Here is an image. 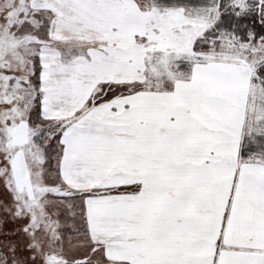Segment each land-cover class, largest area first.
I'll return each instance as SVG.
<instances>
[{"label":"rangeland","instance_id":"374dc122","mask_svg":"<svg viewBox=\"0 0 264 264\" xmlns=\"http://www.w3.org/2000/svg\"><path fill=\"white\" fill-rule=\"evenodd\" d=\"M140 1L136 5L129 1L127 5L128 32L132 35L135 31L138 35L128 43V83L124 88L92 94L75 115L45 118L41 110L40 50L49 39L51 14L58 11L57 23L64 28L73 22L64 12L87 13L89 1L0 0V264H107L102 241L112 229V236L114 230H119V223L118 218L106 221L105 209L123 207L125 200L120 198L121 194L125 197V193L142 187L160 185L165 190H159L163 192L161 199L172 202L171 207H182L201 198L197 205L205 204L210 210L225 205L227 193L215 174L234 173L237 157L241 163L264 160V80L254 74L246 108L230 109L228 96L238 94H226L244 93L243 84L241 89V85L229 82L228 75L232 70H240L237 61L250 62L255 70L264 64V41L251 38L244 41L222 31L217 40H205L201 46L199 40L210 30L209 14H190L183 7L170 10L157 7L161 12L176 11L177 15L164 16L174 20L164 27L166 31L149 22L148 14L155 6L153 0H142V4ZM247 1L234 0V3L243 9ZM72 43L76 49L66 48L64 54L84 52L89 47L85 43ZM199 63H209L205 70L208 75H220L222 71L226 74L209 84L207 93L211 86L216 95L197 99L198 105L193 102L190 113L182 100L173 102L167 98L170 94L182 95V91L208 88ZM195 67L199 68L194 74L195 81L189 83L186 77ZM140 79H144L142 83ZM110 85L112 90L116 86ZM50 87L54 89V85ZM63 89L60 85L57 94L43 101L47 105L50 102L53 110L62 108L63 103L68 111L72 94ZM136 95L144 98L143 122L138 116ZM119 96L123 97L117 100L118 104L108 103L106 110L93 108ZM207 110L212 117L202 116ZM232 121L236 125L231 126ZM69 124L75 125L73 131ZM95 124H103L104 129L95 130ZM78 125L82 129L78 130ZM237 131L241 145L239 149H230L233 154L228 156L229 163L217 165L204 152H198L200 146L221 143L228 138L227 133L235 136ZM63 133L67 144L61 142ZM141 136L145 143L142 166L145 185L134 177L126 179L136 174V169L131 170V164L135 166L131 152L135 139ZM153 139L176 143H171L166 154L163 149L158 153L151 147ZM84 140L91 146L104 140L105 155H110L107 158L111 160L104 159L95 165L96 149L84 148ZM117 142L124 149L128 147V154L120 153ZM77 150L82 154L75 155ZM98 150L102 152L103 148ZM167 162L176 168L175 179L167 178ZM185 163L189 168L186 175ZM161 172L163 177L165 173V179L153 178H158ZM185 181L187 189H183ZM168 186L181 188L169 197ZM145 197L146 203L151 204L152 197Z\"/></svg>","mask_w":264,"mask_h":264},{"label":"crops","instance_id":"0c3cea01","mask_svg":"<svg viewBox=\"0 0 264 264\" xmlns=\"http://www.w3.org/2000/svg\"><path fill=\"white\" fill-rule=\"evenodd\" d=\"M88 1L87 13L64 12L69 20H73L71 24L64 28L57 23L58 11L51 14L49 39L40 50V61L42 63L40 84L43 91L41 110L45 118H65L69 115H75L77 112H81L80 110L86 106L93 92L101 85H126L128 83V54L130 51L128 43L130 39L137 37L138 32L133 31L132 35L128 32L127 5L129 1L136 5L137 0ZM140 2V4L143 3L142 0ZM153 7V12H148L150 14H148V17L150 16L149 22L152 26L155 25L157 29L160 27L166 30L164 27L174 20L164 16L175 15L176 11L161 12V10H158L159 8ZM72 42H77V45L85 43L89 47L84 52L64 54L66 48L76 49ZM140 52L139 71L142 78L144 62L142 50ZM202 63L197 65L202 67L200 71L203 76L205 73L206 78L203 81H205L204 84L208 88L201 87V91H182V95L175 93L170 94L167 98L173 102L178 99V101L182 100L185 110L190 113L193 110L192 103L198 105L197 99L201 101L209 94L211 96L216 95L211 86L210 93H207L209 84L211 85L218 77L226 74L222 71L220 75H212V73L208 75L205 70L208 68L209 63ZM223 63L227 64V62ZM235 63L240 70L230 72L228 75L229 82L241 85V89L243 84L245 88H243L244 93H226L238 94V97L236 95L228 96L230 109L234 111L248 106L247 91L248 88L252 87L254 74L256 77V70L252 63H243V61ZM232 64L234 65V63ZM197 70H199L198 67H195L194 71L190 70L189 76L186 77L187 82L194 83V74L197 73ZM143 80L140 79V82L142 83ZM216 82H218V79ZM50 85H54V89ZM60 85L63 86V90L72 94L68 111L65 110L63 103L62 108L53 110L54 108L51 107L50 102L47 101V105L43 101V99H49L52 94H57L56 89ZM152 96L155 97V94L153 93ZM73 97H77V100H74ZM122 97L119 96V98L117 97L107 103H98L93 108L103 107L106 110L108 103L115 102L116 105L118 104L117 100H121ZM136 97L139 98L136 103L139 107L138 116L143 122L144 98L141 95H136ZM103 109L99 112H103ZM204 115L208 118L212 117L208 110L203 112L202 116ZM234 125H236V122L232 121L231 126ZM80 126L82 125H78V130L82 129ZM101 126L103 124H95V130L102 131L104 128ZM68 127L73 131L75 125L69 124ZM116 127L118 126L116 125ZM66 130L68 131V129ZM236 133L235 136H230L227 133L228 138L223 142H213L217 143L216 145L208 143L200 146L198 152H204L203 155L213 160V162L216 161L217 165L227 164L229 163L228 156L233 154L230 149H239L241 145L239 143L240 131ZM61 140L63 144L68 143L64 133ZM173 142L176 143L175 140L160 141L153 139L151 147L157 149L158 153H161V149H163V153L166 154V151L171 149L169 148L171 143L174 144ZM135 143L136 145L131 152L135 157V166L133 168L132 163L131 170L135 172L136 169V174L126 177V179L134 177L135 181H143L145 179L142 170L144 137L141 136L139 140L136 138ZM117 144H119L117 146L120 153L128 154V147L124 149V147H121L120 142H117ZM83 145H86L84 148L93 147V149H96L93 152L95 165L104 159L111 160L107 158L110 155H105L104 147L106 143H104V140L103 142L100 140L94 146L84 140ZM99 148H103V151H99ZM80 153L79 150L74 152L75 155ZM241 153V156H244L242 150ZM186 154L187 151H185ZM238 158V167L234 169V173L214 175L215 179L227 188L225 205L220 207L210 210L209 207H205V204L204 207H201V205H197L202 200L201 198L199 201L194 200L190 204H183L182 207H171L172 202L161 199L163 192H159V190H163L164 187H160V185L154 186L155 188L142 187L139 191L125 193V197L121 194L120 198L125 200L123 207H107L105 209V220L111 222L113 219L118 218L116 222L119 223V230H114L112 236V229L110 235H105L102 241L104 244V259L107 264H264V160L253 159L255 162L251 164L245 163V160H242L241 163ZM186 164L184 168L185 175L189 170ZM167 167V178L175 179V166L167 162ZM123 170L127 171V168L123 167ZM128 172L132 173L130 170ZM164 177L163 172H161L158 178H153L163 180ZM143 185H145L144 181ZM188 186V182L185 181L183 189H187ZM180 188L181 186H168L167 196L170 197V194ZM145 195L152 197L151 204L146 203L148 197H145ZM198 207L200 209L197 214Z\"/></svg>","mask_w":264,"mask_h":264},{"label":"trees","instance_id":"16d2710c","mask_svg":"<svg viewBox=\"0 0 264 264\" xmlns=\"http://www.w3.org/2000/svg\"><path fill=\"white\" fill-rule=\"evenodd\" d=\"M156 7L169 9L171 7H183L190 14L206 15L210 18V30L199 40L201 46L206 41L217 40L220 32L226 31L234 34L241 40L264 41V0H248L243 9L235 5L234 0H153ZM217 38V39H216ZM257 76L264 80V64L258 67ZM113 90L109 84H103L93 94L112 92L116 88H124L123 84H114ZM107 87L104 90V87ZM100 91V93H99ZM82 229L79 228V230Z\"/></svg>","mask_w":264,"mask_h":264}]
</instances>
